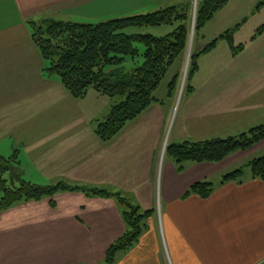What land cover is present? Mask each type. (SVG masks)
I'll use <instances>...</instances> for the list:
<instances>
[{
  "label": "crops",
  "instance_id": "1",
  "mask_svg": "<svg viewBox=\"0 0 264 264\" xmlns=\"http://www.w3.org/2000/svg\"><path fill=\"white\" fill-rule=\"evenodd\" d=\"M261 1L229 0L204 28L193 51H200L239 25L237 33L239 17ZM183 3L184 0H0V71L4 73L0 75V109L7 111L3 108L7 102H19L16 99L23 96L29 84V73L24 74L23 65L34 60L40 63L36 68L37 82L47 87L51 99L55 94L56 101L70 109H76L79 101L59 79L44 77L46 62L31 39L28 22L54 19L92 24ZM10 32L20 35L12 37ZM253 37L241 43L244 50L237 56L230 53L228 67L217 74L211 75L204 68L212 52L200 57L199 70L191 79L192 91L185 93L181 104V134L174 144H182L184 136L191 139L197 134L189 128L198 132L212 126L247 128L257 120L256 114L264 109V33L255 40ZM13 65H17L16 76ZM155 99L141 116L107 142L91 129L88 133L78 129L75 122L52 123L53 131L46 135L44 122L21 118L18 124L1 117L0 147L19 149V169L28 182L108 190L119 193L142 212L153 211L139 241L118 252L114 264H264V181L253 179L248 167L259 157L247 161L263 149L264 142L222 163H188L183 172H178L166 156L172 107L166 112L165 103ZM244 161L247 173L238 166ZM240 167V181L222 183L226 174ZM28 175L49 182L38 184ZM206 181L214 188L209 198L184 197L194 184ZM54 202L52 206L45 198L20 203L1 215L0 264H104L107 250L126 232L123 208L115 199L81 192H60Z\"/></svg>",
  "mask_w": 264,
  "mask_h": 264
},
{
  "label": "trees",
  "instance_id": "2",
  "mask_svg": "<svg viewBox=\"0 0 264 264\" xmlns=\"http://www.w3.org/2000/svg\"><path fill=\"white\" fill-rule=\"evenodd\" d=\"M228 2L229 0H198L195 37L201 35L207 24L228 5ZM261 9H264V0L256 7L257 11ZM191 23L189 6L183 4L97 24L44 19L28 22V26L32 41L47 63L45 75L56 76L73 98L83 100L88 96L90 89H94L110 101L115 98L122 99L112 105L108 115L95 126L96 136L107 142L156 102L154 95L169 70L187 53ZM174 25L177 27L161 38L140 32L149 28ZM237 28L239 25L220 35L200 51L191 53L186 83L188 92L192 91L189 82L199 70L200 57L212 52L219 41H226L230 45L234 57L244 50V45L234 46V33ZM263 33L264 25L257 30L252 40ZM140 44L145 48L143 61L135 65L136 58L140 57L136 45ZM128 60H133L131 69L124 66ZM179 81V74L171 80L168 86L170 96L176 92ZM263 142L264 124L228 139L215 138L168 145L166 156L174 162L178 172H183L188 163L219 164L235 153L246 152ZM17 154L18 151L10 158L0 155V217L20 203L49 198L51 205L55 206L56 194L81 192L87 196L115 199L123 208L126 232L107 250L104 264H114L118 252L128 250L139 241L147 228V219L153 214L152 210L142 212L119 193L108 190L65 183L42 186L28 182L20 172ZM248 167L253 179L264 181V155L252 160ZM242 176L243 170L240 168L226 174L222 183L240 181ZM213 189L210 182H198L190 187L184 197L196 195L207 199Z\"/></svg>",
  "mask_w": 264,
  "mask_h": 264
},
{
  "label": "rangeland",
  "instance_id": "3",
  "mask_svg": "<svg viewBox=\"0 0 264 264\" xmlns=\"http://www.w3.org/2000/svg\"><path fill=\"white\" fill-rule=\"evenodd\" d=\"M183 4L189 6L190 17H191V22H192L188 50H187V53L185 54L186 56L183 55L182 57H180L176 61L174 66L169 70L165 80L163 81L160 88L155 94V97L157 98L158 103L160 104L165 103L164 111L167 112L170 110V106L172 107V117L170 119L171 123L169 124L170 127L168 128V131H167V143L170 139L169 145L174 144L176 137L181 134V125H182L181 104L185 102V98H186L185 93L188 92L186 89L187 87L186 83H187V74H188V70L190 67L191 53L194 52L193 48H195L196 42L198 41V39H201V36H202V33H201L199 37L198 36L195 37L194 31H193V29H195L198 0H184ZM116 18H119V17H116ZM244 19L246 21L243 22ZM239 22H241L240 30L237 33L236 32L234 33V46L235 47H238L239 45H241V43L244 44L246 41L251 39L257 32V29H259L261 26L264 25V9L257 11L256 7H254V9L249 10L246 13V15H244L243 17L242 16L239 17L237 23ZM92 24H97V23H92ZM175 27H177V25H174L173 27L168 26V27H162V28H149V29L142 30L140 32L144 34H151L157 38H161L171 33L175 29ZM192 31H193V34H192ZM15 34L20 35V33L14 32L11 34L10 32V35L12 37ZM6 38L8 39L9 35L8 36L6 35ZM136 47L140 51V57L136 58L135 65L137 63L139 65L143 61L142 54L145 51V48L141 44L136 45ZM8 50L12 52L17 51L16 49H8ZM230 53H232V49L230 45L226 41L222 42L218 46V48L213 50L211 55L207 57L206 59L207 65L204 66L205 70L209 74L212 75V74H217L216 72L221 71V69L228 67L229 61H230L229 59L231 56ZM184 56H185V60L182 59ZM186 57H188V59H186ZM39 64H37V61L34 60L33 62H30V64L29 62H27L25 65H23V69L25 70L24 74L26 72L29 73L28 76L26 73V76L28 78L27 81L29 82V84L24 89L23 96L16 99V100H19V102L15 100H13L11 103L7 102V107H3L7 111L0 109V119H2L1 117H3V119L7 118L10 120H13V122H16L18 124L21 118H23V121H30V122L39 121L40 123L44 122L47 126V128L45 129L46 131L44 133L46 135H49L52 133L53 131L52 123H56L57 121H60L62 123L75 122L77 123L76 126L78 127V129L83 130V131L85 130L87 131V133L90 129L95 132L94 128L96 124L93 123L92 121H94V119H99V121H102L107 116L108 112L110 111L111 106L121 102L122 100L121 98H115L112 101H110V99L99 95L94 89H90L86 100L85 99L79 100L77 103L76 109H72V108L70 109L67 105H63L61 101L58 102V99L56 101L55 94L52 95V99H51V92L48 91L47 87L46 88L41 87V85L37 82V69L36 68ZM131 64H133V60H128L124 64V66L128 69H131L133 67L131 66ZM12 68L14 72L13 76L18 75V73H15V71L17 70V65H13ZM205 70H203V73H202L203 77H204ZM1 74H4V73L0 71V75ZM178 74L180 75V81H179L178 88L176 92L173 95H171L172 97H168V94H169L168 86L171 80L173 79V77L177 76ZM22 75H23V72H22ZM6 76H9V74ZM44 77L48 78V76H45V75ZM51 79L58 80L56 76L51 77ZM189 85L191 86V81L189 82ZM16 94L17 92L14 93V95ZM6 98H8V96H6ZM21 98L23 99L22 102L20 101ZM100 105L101 107L98 108V106ZM254 119H257V120L254 121L253 125L251 123V125L247 128L239 127V126H237L236 128H233V127L224 128L222 126H212V127H209L205 132H198L195 128H189V129H192V131L197 134L191 135L190 137L191 139H186L188 137L184 136L180 139L181 140L180 142L184 143L185 140H192V141L204 140L205 141L206 139L207 140L215 139V138L228 139L231 137H237L245 132H248L251 128L255 126L264 124V109L258 112ZM48 123H51V124H48ZM83 131H82L83 135L86 134ZM2 146L3 148L7 147V145H2ZM262 147L263 149H261L259 153H256L250 156V158L247 159V161L253 158L263 156L264 146ZM1 148L2 147H0V152H3L2 154L7 156V158H9L8 156L13 157L16 151H19L17 147H14L13 151H11L10 149L3 150ZM17 155L19 156V154ZM245 163L246 161L242 162L238 166L243 167L244 173H247V171H249V168L245 166ZM32 173H33V170L30 171L29 174H32ZM28 179L38 184H47L49 182L48 180H43V179L37 178L36 176L31 177L28 175Z\"/></svg>",
  "mask_w": 264,
  "mask_h": 264
},
{
  "label": "water",
  "instance_id": "4",
  "mask_svg": "<svg viewBox=\"0 0 264 264\" xmlns=\"http://www.w3.org/2000/svg\"><path fill=\"white\" fill-rule=\"evenodd\" d=\"M193 31H194V29H193ZM193 31H192V34H193Z\"/></svg>",
  "mask_w": 264,
  "mask_h": 264
}]
</instances>
